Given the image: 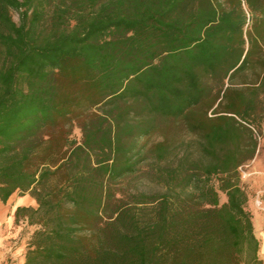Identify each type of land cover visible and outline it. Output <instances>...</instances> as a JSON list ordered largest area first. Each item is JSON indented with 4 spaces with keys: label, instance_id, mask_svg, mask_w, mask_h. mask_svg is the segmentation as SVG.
Listing matches in <instances>:
<instances>
[{
    "label": "trees",
    "instance_id": "obj_1",
    "mask_svg": "<svg viewBox=\"0 0 264 264\" xmlns=\"http://www.w3.org/2000/svg\"><path fill=\"white\" fill-rule=\"evenodd\" d=\"M263 127L264 0H0L23 264H262L239 168Z\"/></svg>",
    "mask_w": 264,
    "mask_h": 264
},
{
    "label": "rangeland",
    "instance_id": "obj_2",
    "mask_svg": "<svg viewBox=\"0 0 264 264\" xmlns=\"http://www.w3.org/2000/svg\"><path fill=\"white\" fill-rule=\"evenodd\" d=\"M13 19L17 20L16 14L13 15ZM254 136L258 143L255 156L239 168V173L240 184L248 194V206L252 214L254 234L260 243L258 257L264 264V127L259 132L255 131ZM18 195L21 194L18 193ZM23 224V232L27 234L26 252L27 244L35 228L29 227L25 222Z\"/></svg>",
    "mask_w": 264,
    "mask_h": 264
},
{
    "label": "crops",
    "instance_id": "obj_3",
    "mask_svg": "<svg viewBox=\"0 0 264 264\" xmlns=\"http://www.w3.org/2000/svg\"><path fill=\"white\" fill-rule=\"evenodd\" d=\"M29 194H12L4 203L0 200V264H23L27 234L23 232V221H15V210L19 206L35 207Z\"/></svg>",
    "mask_w": 264,
    "mask_h": 264
},
{
    "label": "built area",
    "instance_id": "obj_4",
    "mask_svg": "<svg viewBox=\"0 0 264 264\" xmlns=\"http://www.w3.org/2000/svg\"><path fill=\"white\" fill-rule=\"evenodd\" d=\"M10 264H14V263H10Z\"/></svg>",
    "mask_w": 264,
    "mask_h": 264
}]
</instances>
